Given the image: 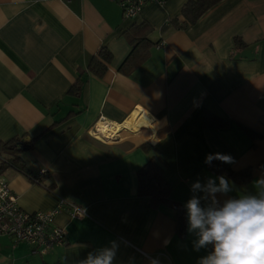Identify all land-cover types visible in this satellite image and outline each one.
<instances>
[{
  "label": "crops",
  "instance_id": "crops-1",
  "mask_svg": "<svg viewBox=\"0 0 264 264\" xmlns=\"http://www.w3.org/2000/svg\"><path fill=\"white\" fill-rule=\"evenodd\" d=\"M185 2L149 3L125 19L112 0H0V145L34 138L19 153L27 173L4 166L0 174L25 211L61 200L87 211L80 220L58 211L64 244L45 254L0 235V264H79L111 242L114 264H197L211 246L194 250L184 205L195 181L223 175L206 156L230 155L232 171L251 170L246 184L226 176L232 191L216 194L221 203L256 190L264 177V0H221L193 25L173 27ZM100 50L108 59L98 74L88 65ZM134 111L144 117L137 130L110 141L89 135L99 116L121 123ZM209 115L222 125H204ZM145 142L160 155L174 206L138 194L137 171L153 152Z\"/></svg>",
  "mask_w": 264,
  "mask_h": 264
},
{
  "label": "clouds",
  "instance_id": "clouds-1",
  "mask_svg": "<svg viewBox=\"0 0 264 264\" xmlns=\"http://www.w3.org/2000/svg\"><path fill=\"white\" fill-rule=\"evenodd\" d=\"M213 160L235 162L230 155L215 153L206 156L205 164L211 165ZM254 185V192L238 194L222 203L216 194L232 191L226 176H209L205 182L197 180L191 185L193 194L184 205L188 232L195 234V251L211 246L197 264H264V177ZM111 243V247L90 252L79 264H114L117 245Z\"/></svg>",
  "mask_w": 264,
  "mask_h": 264
},
{
  "label": "trees",
  "instance_id": "trees-1",
  "mask_svg": "<svg viewBox=\"0 0 264 264\" xmlns=\"http://www.w3.org/2000/svg\"><path fill=\"white\" fill-rule=\"evenodd\" d=\"M221 0H186L181 7V17L179 20L177 17L173 18L170 23L173 27L186 28L187 26L193 25L209 8L217 4ZM235 46L242 47L246 44L240 39L235 38ZM108 59L106 51L100 50L97 56L93 57L89 61V67L98 66V74L100 70L105 68L104 62ZM79 86L73 87V92L78 93ZM203 124L206 126H218L222 125L219 118L214 116H204ZM34 138L29 141H24L22 138H12L9 141L0 145V154L5 156V162L0 164V170L4 166H13L24 173H27L23 168L22 160L19 156L21 150L31 147ZM143 148L146 150H153L149 155L148 161L137 171L138 181V194L149 196L153 206L159 205H172L174 202L170 198L171 188L164 177V165L161 161L160 155L155 151L154 146L149 142L143 143ZM264 166V163L261 164ZM211 171L218 174H223L233 181L239 184H246L251 177V170L249 168L241 171H232L225 163L219 160H213L211 165H208ZM175 219L177 222L178 232L183 231L185 219L181 210L177 209L175 213Z\"/></svg>",
  "mask_w": 264,
  "mask_h": 264
},
{
  "label": "built area",
  "instance_id": "built-area-1",
  "mask_svg": "<svg viewBox=\"0 0 264 264\" xmlns=\"http://www.w3.org/2000/svg\"><path fill=\"white\" fill-rule=\"evenodd\" d=\"M112 1L119 6L125 19L136 18L146 4H163L165 2V0ZM99 121L106 124L112 123L105 117L99 116L93 124L89 130V135L99 141H110L116 134L124 130L116 131L111 138L96 136L99 133L96 126ZM3 162H5V156L0 154V164ZM45 173V169L39 171L41 175ZM61 208H65L74 219L80 220L87 215L84 207L66 200H61L58 206L49 210L25 211L19 206L17 196L0 174V235L11 237L14 244L25 242L33 248L34 252L39 254H45L52 248L64 244L66 230L55 221V217Z\"/></svg>",
  "mask_w": 264,
  "mask_h": 264
},
{
  "label": "bare ground",
  "instance_id": "bare-ground-1",
  "mask_svg": "<svg viewBox=\"0 0 264 264\" xmlns=\"http://www.w3.org/2000/svg\"><path fill=\"white\" fill-rule=\"evenodd\" d=\"M143 120H144V117L141 116L138 113V111H134L121 123L112 122L110 124H106V123H102L99 121L96 125L99 133L96 136H99V137L106 136L108 138H111L112 136L115 135V132L120 129L135 131L139 128Z\"/></svg>",
  "mask_w": 264,
  "mask_h": 264
}]
</instances>
